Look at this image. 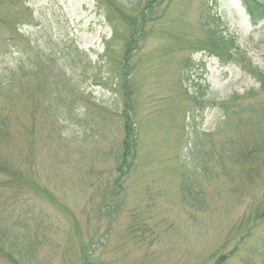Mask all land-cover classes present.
<instances>
[{
    "label": "rangeland",
    "instance_id": "rangeland-1",
    "mask_svg": "<svg viewBox=\"0 0 264 264\" xmlns=\"http://www.w3.org/2000/svg\"><path fill=\"white\" fill-rule=\"evenodd\" d=\"M147 1L0 0V264H247L264 247V21L214 8L248 70L201 51L211 0L143 21Z\"/></svg>",
    "mask_w": 264,
    "mask_h": 264
},
{
    "label": "trees",
    "instance_id": "trees-1",
    "mask_svg": "<svg viewBox=\"0 0 264 264\" xmlns=\"http://www.w3.org/2000/svg\"><path fill=\"white\" fill-rule=\"evenodd\" d=\"M102 3L106 4L107 0H98ZM149 1V0H148ZM146 2V4L141 8L140 14H142V18L143 21L145 20V18L149 15V8H151V6H156L157 4H159L160 0H152L150 2ZM217 1V0H215ZM243 5L247 11V13L250 15L252 21L254 23H258L260 21H262L264 19V0H242ZM14 3V2H13ZM149 3V4H148ZM207 7L209 8L206 14V18H208V20L203 21L202 26H203V30L205 31L207 37L206 39L203 41V47L201 48L202 50H206L209 51L211 53V55L216 56L226 62H231V61H237L239 63H241L246 69L248 70H254V69H258L257 67L254 68V65L252 63V60L247 57L246 52L242 51V49L235 44L233 39H228L226 36L223 35V33L218 30V28L212 23V19H213V12L212 9L210 7V3H207ZM194 59L193 57H190L185 63L184 66L185 68H189L191 65H194ZM38 67L40 68V71L43 70V67L41 65H37L35 66V69ZM31 74H36V80L38 78V76H41L40 73H31ZM59 75H65L62 71H59ZM259 75V80H260V86H264V72L260 71L258 73ZM70 80V79H69ZM197 96V95H195ZM243 96V95H242ZM248 96V93H247ZM238 95H234L232 97V99L237 98ZM54 97H51V100H53ZM195 99H197L198 103H201V100H199L198 98L194 97ZM56 103H58L57 99H56ZM226 106V105H225ZM57 108V107H56ZM233 106L232 104L228 107L227 109L224 110L225 112V119H227L229 116H232L231 110H233ZM70 112V111H69ZM68 112V113H69ZM58 116L60 117L61 115H66L63 112H60L59 110L57 111ZM128 127V126H127ZM3 128L4 130H2L0 128V134L4 133V134H8L9 131L7 130V123L6 120L3 121ZM127 142V141H126ZM195 147L198 148V152L199 156L202 157V168L205 169L206 171L210 170V163L211 161L206 159L207 156L203 155V151L202 150H206L202 147H200L199 142L195 143ZM124 146V154L122 156L123 159V164L128 163V156L130 154H133V150L130 149V147H134L135 144L132 142H127ZM240 157L244 158L245 156L240 154ZM238 156V157H239ZM251 156V155H248ZM129 166V164H128ZM201 168V169H202ZM14 169L11 168V165L8 163V165H4L1 161H0V173H8L10 171H12ZM119 171L124 172L122 166L119 167ZM18 173L16 172L15 175H17ZM121 178V177H120ZM19 183H21V179H19ZM258 207L256 209V213L253 215L252 218V222H257V220H259V222H262L264 220V207L261 208ZM253 223V225H254ZM250 228V227H249ZM258 242L256 243V245H254L252 248H250L247 253L245 254L246 257L244 258V260H246L247 264H264V247H262L261 249L258 246ZM258 257L262 258L260 261L258 260ZM226 263V261L223 262V264Z\"/></svg>",
    "mask_w": 264,
    "mask_h": 264
}]
</instances>
